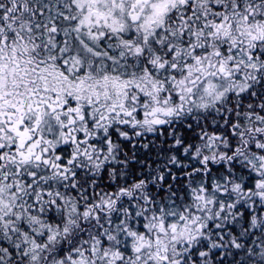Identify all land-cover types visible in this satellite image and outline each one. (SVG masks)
<instances>
[{
	"label": "snow or ice",
	"instance_id": "obj_1",
	"mask_svg": "<svg viewBox=\"0 0 264 264\" xmlns=\"http://www.w3.org/2000/svg\"><path fill=\"white\" fill-rule=\"evenodd\" d=\"M0 264H264V0H0Z\"/></svg>",
	"mask_w": 264,
	"mask_h": 264
}]
</instances>
